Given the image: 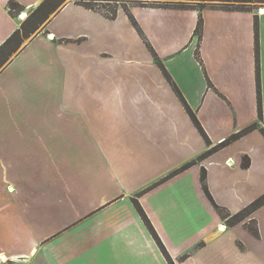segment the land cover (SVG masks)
<instances>
[{"label":"crops","instance_id":"obj_1","mask_svg":"<svg viewBox=\"0 0 264 264\" xmlns=\"http://www.w3.org/2000/svg\"><path fill=\"white\" fill-rule=\"evenodd\" d=\"M44 1L0 0V47ZM30 94L61 140L26 141ZM263 195L264 13L69 1L0 68V264H169L133 199L173 264H264Z\"/></svg>","mask_w":264,"mask_h":264},{"label":"rangeland","instance_id":"obj_2","mask_svg":"<svg viewBox=\"0 0 264 264\" xmlns=\"http://www.w3.org/2000/svg\"><path fill=\"white\" fill-rule=\"evenodd\" d=\"M73 1L75 3L86 5L89 8L101 11L104 14H107L108 16L112 17L116 13L118 8H122L125 11L127 9L132 8H162L166 9L169 8H176V9H189V10H197L202 11L204 9H212V8H220L223 10H237L241 7V5L249 6L255 9L256 13H261L262 10H264V2L263 3H238V2H228V1H206V2H200L203 4L202 6H192L193 4L199 3L197 1H188V0H53L50 1V5L45 8V11L50 10V13L45 14L44 10L41 9L38 14H36L33 18V11L30 12V14L24 19L23 25L25 26V30L32 31L31 34L28 35L27 38L23 35L21 37L22 43H26L28 40L32 38L33 35L36 34V32L40 31L42 26L46 23L45 19L43 22L41 20L44 18H50L52 14H54L61 6H63L64 3ZM62 2V3H61ZM59 4V5H58ZM189 4V5H188ZM240 5V6H239ZM17 13V9L13 10V14ZM39 18H42L40 20L41 24H39ZM137 26V25H136ZM138 29V28H137ZM34 30V31H33ZM20 43V42H19ZM19 43H13L10 45L4 52L6 55V58L9 56V52L14 51L15 49H18ZM16 50L11 54L10 57L13 56V54L16 52ZM9 57V58H10ZM55 79L60 82L63 80V77L61 76L59 79V76L57 75ZM61 91V87H60ZM61 102L62 106V101ZM14 105V103H13ZM12 105V106H13ZM22 105V107H20ZM59 103L58 99L53 95L46 94L43 96V94L36 95V94H30L28 98L23 101V103H19L18 109H23L27 113H35V112H44L45 117L43 118H32L30 115L28 117H23L22 119V125L28 126L31 128V133L29 135H24L27 137V142L32 144H38L39 142H42L44 139H52L55 140L56 136L57 139H62L63 135L68 133L67 126L69 123H65L64 119L68 114L61 116L60 118L54 117L56 111L58 110ZM15 108V107H14ZM61 110V107L60 109ZM69 122V117H68ZM20 125V124H19ZM38 127V131L37 128ZM48 132V133H47ZM54 133V134H53ZM93 159L98 162V159L96 156L93 155ZM249 212H242L237 216V221H241L242 219L247 216ZM232 221V220H231ZM248 228H250L253 232H255V225L250 223Z\"/></svg>","mask_w":264,"mask_h":264},{"label":"trees","instance_id":"obj_3","mask_svg":"<svg viewBox=\"0 0 264 264\" xmlns=\"http://www.w3.org/2000/svg\"><path fill=\"white\" fill-rule=\"evenodd\" d=\"M50 1H53V0H45L42 4H40V6L38 8H36L33 12V15L32 17L30 18H33L36 14H38V12L43 9L46 16L47 14L50 13V10L48 11H45V8H47V6L50 5ZM171 1V0H170ZM188 1H197L199 3H196V4H193L192 6H202L203 4H201L200 2H206V1H228V2H238V3H263L264 0H188ZM62 3V2H61ZM59 5V4H58ZM189 5V4H188ZM240 6V5H239ZM250 6V5H249ZM247 5H241V7L243 8H240V9H237V10H245V11H250L252 10L253 8L249 7ZM45 16H43V19L42 18H39V22L41 20V22H43L45 19H48L47 17L44 18ZM41 22L39 24H41ZM133 25L136 26V24H134L133 22ZM254 28H255V53H256V61H257V64H258V24H257V21H255L254 23ZM201 30H202V19L199 18L198 19V22H197V26H196V29H195V32L194 34L196 36H198L200 38L201 36ZM34 31V30H33ZM32 33V31H27L25 30V26L22 24L20 29L15 31L5 42L4 44L0 47V68L7 62V60L9 59V57L11 56V54L16 50L12 51V52H9V56L8 58H6V55H5V50L10 46L12 45L13 43H21L22 41L21 40V37L24 35L25 38L28 37L29 34ZM20 43L18 45H20ZM256 76H257V93H258V116L259 118L261 119V103H260V80H259V75H258V65H257V72H256ZM177 95L180 97L181 101L184 103L180 93L178 91H176ZM194 123L195 122V119L194 117H192ZM255 126H250V127H247L246 129L242 130L241 132L237 133V134H234L232 135L231 137H229L228 139H226L224 142H222L221 144H219L217 147H223L224 145H227L228 143H230L231 141L235 140L236 138H238L239 136L249 132L250 130H252ZM263 132V131H261ZM133 204H134V207L135 209L137 210V212L139 213L140 217L142 218L143 222L145 223L146 227L149 229V231L151 232L152 236L156 239L157 243H158V246L160 247V249L162 250V253L163 255L165 256V258L167 259L168 263L169 264H173L171 261H170V258L169 256L167 255V253L164 251L163 247L161 246L158 238L156 237V235L154 234L153 232V229L148 221V219L146 218V216L144 215L140 205L138 204V202L133 199ZM264 204V195L262 197H260L259 199H257L256 201H254L246 210H244V212H253L255 209H257L259 206L263 205ZM239 215V214H238ZM236 215L234 218L237 219V216Z\"/></svg>","mask_w":264,"mask_h":264},{"label":"bare ground","instance_id":"obj_4","mask_svg":"<svg viewBox=\"0 0 264 264\" xmlns=\"http://www.w3.org/2000/svg\"><path fill=\"white\" fill-rule=\"evenodd\" d=\"M261 13H264V10H262ZM20 19H25V15L22 14V15L20 16Z\"/></svg>","mask_w":264,"mask_h":264}]
</instances>
